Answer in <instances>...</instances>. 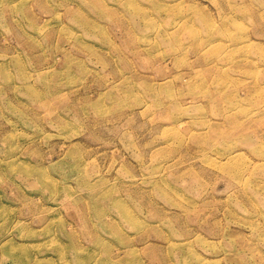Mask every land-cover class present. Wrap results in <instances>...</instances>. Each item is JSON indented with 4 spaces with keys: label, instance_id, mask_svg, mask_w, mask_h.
Segmentation results:
<instances>
[{
    "label": "rangeland",
    "instance_id": "1",
    "mask_svg": "<svg viewBox=\"0 0 264 264\" xmlns=\"http://www.w3.org/2000/svg\"><path fill=\"white\" fill-rule=\"evenodd\" d=\"M0 264H264V0H0Z\"/></svg>",
    "mask_w": 264,
    "mask_h": 264
},
{
    "label": "bare ground",
    "instance_id": "2",
    "mask_svg": "<svg viewBox=\"0 0 264 264\" xmlns=\"http://www.w3.org/2000/svg\"><path fill=\"white\" fill-rule=\"evenodd\" d=\"M231 157H232V155H231V154L227 156V158H228V159H230Z\"/></svg>",
    "mask_w": 264,
    "mask_h": 264
}]
</instances>
